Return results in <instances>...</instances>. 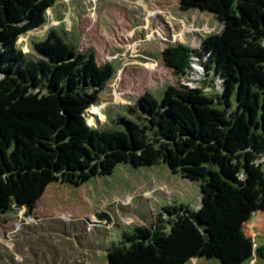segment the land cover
I'll list each match as a JSON object with an SVG mask.
<instances>
[{
  "label": "trees",
  "instance_id": "obj_1",
  "mask_svg": "<svg viewBox=\"0 0 264 264\" xmlns=\"http://www.w3.org/2000/svg\"><path fill=\"white\" fill-rule=\"evenodd\" d=\"M55 0H0V213L33 216L53 183L80 187L116 168L166 165L201 186L202 205L163 207L151 226L126 232L108 251L112 264H221L264 260V245L245 225L264 212V0H181L225 24L199 48L174 44L166 65L188 76L193 62L209 86L147 93L111 128H95L87 112L116 75L53 32L18 51L21 37L43 28ZM213 76V77H212ZM236 96V109L231 99ZM108 223L112 217L100 215Z\"/></svg>",
  "mask_w": 264,
  "mask_h": 264
},
{
  "label": "rangeland",
  "instance_id": "obj_2",
  "mask_svg": "<svg viewBox=\"0 0 264 264\" xmlns=\"http://www.w3.org/2000/svg\"><path fill=\"white\" fill-rule=\"evenodd\" d=\"M224 29L211 13L184 11L181 0H55L47 24L21 37L18 51L36 58L35 45L55 32L76 50L93 52L98 65L113 64L116 75L100 96L99 113L87 112L91 126L106 129L129 116L128 108L147 93L159 101L169 87L215 93L198 61L184 77L166 65L163 55L178 43L199 48ZM231 102L236 109L235 95ZM256 164L264 171V157ZM180 205L199 209L201 186L164 164H123L80 187L53 183L33 216L25 210L0 213V264H112L108 251L126 232L151 226L163 207ZM103 213L112 217L111 223L100 218ZM245 232L256 245H264V212L245 225ZM188 264L221 263L195 259Z\"/></svg>",
  "mask_w": 264,
  "mask_h": 264
}]
</instances>
